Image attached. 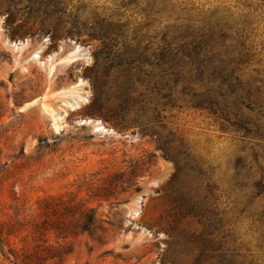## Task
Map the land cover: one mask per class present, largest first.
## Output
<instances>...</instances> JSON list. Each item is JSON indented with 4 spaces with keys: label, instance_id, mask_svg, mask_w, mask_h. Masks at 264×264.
<instances>
[{
    "label": "rangeland",
    "instance_id": "obj_1",
    "mask_svg": "<svg viewBox=\"0 0 264 264\" xmlns=\"http://www.w3.org/2000/svg\"><path fill=\"white\" fill-rule=\"evenodd\" d=\"M18 1L10 21L0 1V264L32 252L49 199L108 229L103 245L65 241L62 264H192L183 234L200 220L217 264H264V0ZM189 23L224 26L221 49L240 60L246 100L227 96L225 116L194 108L162 59L165 35ZM99 24L113 46L97 57ZM105 183L110 201L94 196Z\"/></svg>",
    "mask_w": 264,
    "mask_h": 264
},
{
    "label": "trees",
    "instance_id": "obj_2",
    "mask_svg": "<svg viewBox=\"0 0 264 264\" xmlns=\"http://www.w3.org/2000/svg\"><path fill=\"white\" fill-rule=\"evenodd\" d=\"M7 5L8 20L14 19L15 5L18 0H0ZM54 9L52 14L62 12L59 2L53 1ZM1 5V3H0ZM12 10V11H11ZM108 26L99 24L95 28L97 40L101 42V54H107L111 50L112 40L108 39ZM224 26L214 27H194L191 23L175 27V32L170 36L167 33L164 37V47L162 59L167 61L176 69L175 76L177 81L183 85L182 92L191 94L192 106L194 108H208L212 112H218L225 116L228 112L227 96L231 94L235 97L233 106L243 105L242 84L237 75V67L240 60L227 56V52L221 49L225 47L226 36L222 33ZM94 31V30H93ZM210 83L216 84L210 86ZM219 97L222 99L219 100ZM165 156L173 161L175 172L172 180L178 178L182 172V165L176 156L170 154L166 144L160 146ZM138 176H133V178ZM116 189V184L105 183L99 188V193L94 196L105 201H110L111 191ZM43 219L34 223L32 234L35 238V245L32 252L17 253L12 250L7 252L8 257H12L14 264H62L64 257L70 254V246L67 241L69 238L87 235L92 241L103 245L107 237L108 229L104 226L93 209L73 202L56 201L54 199L45 200ZM191 211V209H190ZM171 217L169 231L176 230L178 221L176 212L170 213ZM199 224L203 230L198 233H184V241L187 246L194 247L197 254L192 264H217L215 262V247L212 246V234L207 233L210 224ZM55 235L61 239L64 245L56 246L50 244L46 237ZM6 257V260L10 259Z\"/></svg>",
    "mask_w": 264,
    "mask_h": 264
},
{
    "label": "bare ground",
    "instance_id": "obj_3",
    "mask_svg": "<svg viewBox=\"0 0 264 264\" xmlns=\"http://www.w3.org/2000/svg\"><path fill=\"white\" fill-rule=\"evenodd\" d=\"M35 102V101H34Z\"/></svg>",
    "mask_w": 264,
    "mask_h": 264
}]
</instances>
